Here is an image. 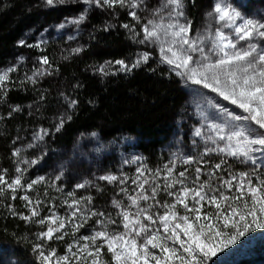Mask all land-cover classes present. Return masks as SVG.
Here are the masks:
<instances>
[{
  "label": "rangeland",
  "instance_id": "rangeland-1",
  "mask_svg": "<svg viewBox=\"0 0 264 264\" xmlns=\"http://www.w3.org/2000/svg\"><path fill=\"white\" fill-rule=\"evenodd\" d=\"M54 3H83L84 10L28 32L22 41L27 46L51 43L58 52L77 51L85 13L112 7V16L128 14L139 24V60L154 57L182 80L188 106L154 173L126 144L117 175L81 158L78 147L48 157L39 132L16 150L13 191L47 179L71 187L61 205L44 215L27 206L43 237L61 240L64 226L69 235L63 252L38 245L37 257L46 264H264L263 18L241 14L230 0L204 7L194 28L179 0ZM13 69H0V88ZM114 180L124 195L109 199L110 217L75 201L74 191L89 181L109 186ZM146 187L165 193L168 206L145 201ZM8 257L0 251V264H10Z\"/></svg>",
  "mask_w": 264,
  "mask_h": 264
},
{
  "label": "trees",
  "instance_id": "trees-1",
  "mask_svg": "<svg viewBox=\"0 0 264 264\" xmlns=\"http://www.w3.org/2000/svg\"><path fill=\"white\" fill-rule=\"evenodd\" d=\"M55 1L0 0V69L14 66L0 88V251H6L10 264H46L37 257V246L63 252L68 242L66 226L61 240L43 237L27 206L43 215L58 208L71 189L69 183L55 186L45 178L47 182L30 183L24 192L9 185L16 176L14 153L34 133L41 135L48 157L55 150L78 147L81 158L106 167L110 175L124 169L120 147L126 144L143 169L154 173L163 162V149L178 135L177 124L188 106L182 80L154 57L139 60V24L128 14L112 16V7L85 13L86 33L77 51L58 52L51 43L27 46L22 41L28 32L38 33L84 10L83 3ZM213 1L179 0L191 28ZM230 1L241 14L264 20V0ZM24 67L37 73H26ZM116 190H121L119 195ZM142 191L145 201L168 206L165 193H151L148 187ZM123 192L116 180L109 186L89 181L74 194L79 205L110 217L109 199Z\"/></svg>",
  "mask_w": 264,
  "mask_h": 264
}]
</instances>
